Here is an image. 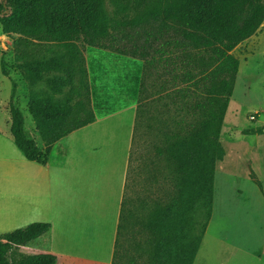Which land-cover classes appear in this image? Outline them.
<instances>
[{"label":"trees","instance_id":"trees-1","mask_svg":"<svg viewBox=\"0 0 264 264\" xmlns=\"http://www.w3.org/2000/svg\"><path fill=\"white\" fill-rule=\"evenodd\" d=\"M106 1L1 0L0 23L3 34L13 40L17 67L32 87L43 85L55 97L28 104L44 145L40 148L26 135L12 93L10 137L26 160L45 165L54 143L92 122L77 42L92 51L109 50L142 61L133 86L154 87L156 98L141 103L138 113L158 105L171 116L161 123L162 141L154 147L157 163H152L162 167L161 180L154 168L150 175L159 189L154 199L127 198L139 166H134L135 126L113 262L121 264L119 239L134 225L143 238L132 264H193L211 218L216 165L225 154L220 132L239 67L232 51L263 23L264 0H110L112 15ZM121 41L131 43L130 51L118 46ZM52 44L60 51L49 55ZM94 67L91 63L93 110L101 116L118 104L98 96L101 76L94 75ZM49 230L48 223H31L2 234L0 264H56L52 256L13 250Z\"/></svg>","mask_w":264,"mask_h":264},{"label":"rangeland","instance_id":"rangeland-1","mask_svg":"<svg viewBox=\"0 0 264 264\" xmlns=\"http://www.w3.org/2000/svg\"><path fill=\"white\" fill-rule=\"evenodd\" d=\"M113 8L111 1L107 0L109 15L113 14ZM136 43L142 44L141 41ZM117 44L127 51L131 49L130 42L121 41ZM55 45L49 48V55L60 51ZM77 45L84 59V78L89 86L93 59L96 60L94 75L112 83L109 86L111 90H116L112 78L121 81L128 71L134 74L137 71L139 74V64L132 66L129 56L109 50L88 51L82 42H77ZM232 54L238 59L239 67L220 132V143L225 154L216 165L211 218L193 264H264V21L253 36L235 47ZM12 93L14 106L23 114L26 135L33 138L38 146L42 145L28 104L55 97L43 85L32 87L24 78L17 67L13 40L3 34V24L0 23V130L7 131L9 135L8 105ZM112 94L120 95L116 91ZM157 107H144L137 116L134 166H139L129 182L127 198L130 199L148 196L154 199L158 195L159 189L152 184L150 176L154 168L155 178L161 180L159 173L162 167L152 163H157L154 147L162 141L161 123L164 124L171 114ZM119 117L114 116L100 127L117 130L115 138L118 137L122 142L131 128ZM256 129L262 132L245 134V131ZM4 149L10 158H18L13 149ZM4 162L0 160V171L8 166ZM8 185L4 188L7 193ZM142 238L139 228L134 225L122 233L119 239L121 264H130L131 257L136 258V245ZM13 250L33 254L31 249L25 247H13Z\"/></svg>","mask_w":264,"mask_h":264},{"label":"crops","instance_id":"crops-1","mask_svg":"<svg viewBox=\"0 0 264 264\" xmlns=\"http://www.w3.org/2000/svg\"><path fill=\"white\" fill-rule=\"evenodd\" d=\"M129 59L142 69V61ZM134 75L128 71L121 81L112 78L116 90L109 81L97 82L98 96L119 104L101 116L93 110V89L87 83L92 122L54 143L45 165L26 160L8 132L0 130V160L8 165L0 171V236L31 223H48L49 232L25 246L33 254L52 256L56 264H114L138 106L156 98L154 87L133 86ZM114 116L131 128L122 142L115 138L117 130L100 127ZM5 147L18 158H10Z\"/></svg>","mask_w":264,"mask_h":264}]
</instances>
